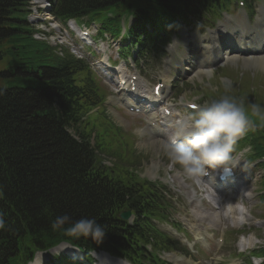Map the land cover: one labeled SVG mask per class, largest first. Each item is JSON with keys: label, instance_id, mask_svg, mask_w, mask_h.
Returning a JSON list of instances; mask_svg holds the SVG:
<instances>
[{"label": "trees", "instance_id": "obj_1", "mask_svg": "<svg viewBox=\"0 0 264 264\" xmlns=\"http://www.w3.org/2000/svg\"><path fill=\"white\" fill-rule=\"evenodd\" d=\"M113 1L76 0L89 4ZM121 1L134 5V0ZM27 12L26 0H0V56L9 71L8 79L0 80V215L5 220L0 229V264L10 259L15 263L13 252L18 243L28 252L61 241L78 242L80 238L51 229L58 215L68 214L73 222L94 218L106 228L104 240L118 238L116 231L124 224L113 221L114 209L125 205L126 198L130 204L141 199L140 189L128 187L122 179L136 180L130 172L135 164L125 167L130 159L123 147L115 154L121 158L120 165L102 167L98 159L87 177L83 145L91 146L85 137L95 130L87 123L80 126L83 145L65 132L66 123L52 105L53 95L68 120L73 118L77 95L63 83L48 46L32 37L25 22ZM105 32H112L109 25ZM256 104L264 106V90ZM122 136L126 135L114 126L102 127L95 133V154H109Z\"/></svg>", "mask_w": 264, "mask_h": 264}, {"label": "clouds", "instance_id": "obj_2", "mask_svg": "<svg viewBox=\"0 0 264 264\" xmlns=\"http://www.w3.org/2000/svg\"><path fill=\"white\" fill-rule=\"evenodd\" d=\"M197 107L198 111L188 113L179 122L177 130L162 144V148L186 174L205 176L209 169H224L232 159L236 140L249 131H255L256 125L243 101L232 97L223 96ZM250 112L264 120V106L251 103ZM4 227L5 220L0 215V229ZM50 227L53 231H64L69 236L91 238L97 242H101L107 233L105 226L94 218L73 222L68 214L56 216Z\"/></svg>", "mask_w": 264, "mask_h": 264}, {"label": "rangeland", "instance_id": "obj_3", "mask_svg": "<svg viewBox=\"0 0 264 264\" xmlns=\"http://www.w3.org/2000/svg\"><path fill=\"white\" fill-rule=\"evenodd\" d=\"M98 20L100 21V22H102L103 24H105V26H108L109 25V27L113 30V31H117V30H119V25H118V23H109V21H108V15L105 13V14H103V15H101L99 18H98ZM64 26V25H63ZM106 34H109L110 35V33H106ZM105 34V36H109V35H106ZM131 36H129V38H130ZM120 41V40H119ZM131 62H134V60H131ZM247 64H249L251 67H254V68H260V67H258V65L256 64H250L249 62H247ZM240 65H241V62H239V61H236V62H234L233 64H232V66H234V67H240ZM205 83V82H204ZM204 87H205V85H204ZM115 118L116 119H114V121L117 123V122H119V125H124V124H126V119H123L122 120V118L120 117V116H118V115H115ZM136 132V131H135ZM151 146H152V143H151V141H149L148 139L147 140H139L138 142H137V145H136V148H138V150H139V152H144V151H146V150H148V149H150L151 148ZM151 162H158V160L156 159V157H155V155L152 157V159H151ZM161 163L162 164H164L165 166H166V170L167 171H169L170 169H172V168H174V165H172L171 163H169V160H167V161H165L163 158L161 159ZM161 163H160V166H161ZM198 175L199 174H196V175H194V177H195V179L197 180V182H198V178H200V177H198ZM260 175H261V172H257V180H258V178L260 177ZM199 184H202V182L201 181H199L198 182ZM253 185V190H254V196L256 195V193H255V190H256V188H257V185H254V184H252ZM187 186L189 187L188 189H187V192H184V194H185V196L186 197H188V196H190V197H194L195 196V193H194V191L192 190V188H193V186H194V182L193 181H191V179L188 177V182H187ZM236 209H237V207H236ZM258 215H261V216H264V212H262V213H259L258 212ZM236 216H239V213L236 215ZM237 217H235V221H236V223H235V225L236 226H240V224H238L237 223V220H238V218L236 219ZM263 226V228H264V224L262 225ZM263 239H264V232H263ZM170 264H181V263H178V262H172V261H170L169 262ZM182 264H188V263H182Z\"/></svg>", "mask_w": 264, "mask_h": 264}, {"label": "bare ground", "instance_id": "obj_4", "mask_svg": "<svg viewBox=\"0 0 264 264\" xmlns=\"http://www.w3.org/2000/svg\"><path fill=\"white\" fill-rule=\"evenodd\" d=\"M127 4V3H126ZM129 5V4H128ZM131 5V4H130ZM65 26V25H64ZM106 33H108V32H105V31H103L102 33H100V34H102L103 36H105V34ZM130 40H132V39H129L128 41H130ZM136 40H138V39H136ZM136 40H133V42H138V41H136ZM122 41V40H121ZM249 63L250 64H257L258 65V67H260V68H262V64L261 63H259V62H256V61H249ZM257 68V67H256ZM231 214H233V215H237L238 214V210L236 209V207L234 206L232 209H231ZM237 219V218H236Z\"/></svg>", "mask_w": 264, "mask_h": 264}, {"label": "snow or ice", "instance_id": "obj_5", "mask_svg": "<svg viewBox=\"0 0 264 264\" xmlns=\"http://www.w3.org/2000/svg\"><path fill=\"white\" fill-rule=\"evenodd\" d=\"M193 107H195V106L193 105Z\"/></svg>", "mask_w": 264, "mask_h": 264}]
</instances>
